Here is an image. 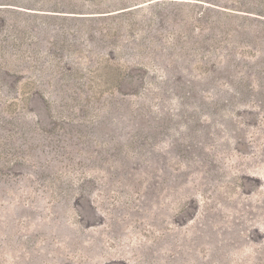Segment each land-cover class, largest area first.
Masks as SVG:
<instances>
[{"label": "rangeland", "instance_id": "374dc122", "mask_svg": "<svg viewBox=\"0 0 264 264\" xmlns=\"http://www.w3.org/2000/svg\"><path fill=\"white\" fill-rule=\"evenodd\" d=\"M0 264H264V0H0Z\"/></svg>", "mask_w": 264, "mask_h": 264}]
</instances>
